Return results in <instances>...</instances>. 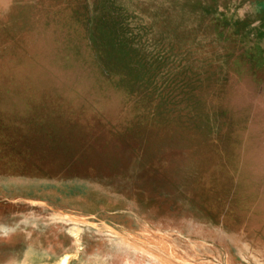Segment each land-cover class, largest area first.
Wrapping results in <instances>:
<instances>
[{
	"label": "rangeland",
	"instance_id": "rangeland-1",
	"mask_svg": "<svg viewBox=\"0 0 264 264\" xmlns=\"http://www.w3.org/2000/svg\"><path fill=\"white\" fill-rule=\"evenodd\" d=\"M262 2L0 0V264H264Z\"/></svg>",
	"mask_w": 264,
	"mask_h": 264
},
{
	"label": "trees",
	"instance_id": "trees-1",
	"mask_svg": "<svg viewBox=\"0 0 264 264\" xmlns=\"http://www.w3.org/2000/svg\"><path fill=\"white\" fill-rule=\"evenodd\" d=\"M263 7H264V0L262 2ZM264 11V8H263ZM90 16H92V14L90 13ZM262 22H261V30H260V36L264 38V13L262 14ZM91 20V19H90ZM110 19H105L104 17H100V18H96L95 21H88L91 24H87V29H84V40L88 38L89 40V44L91 46V48L93 49V51L91 52V55H94L93 58H95V62H96V66L98 68V71L102 73L103 76H105L106 79H108L109 81H111L113 83V79L110 77L113 76V74L115 72L119 73L120 72V68L119 65L117 64V61L115 60L120 54L117 53L119 52V50L122 51V58L127 57L130 60V53L126 51L125 49L123 50L121 48V44L115 42L117 41L116 38L113 37L114 31H111V27L109 25H111L109 22ZM107 23V24H106ZM237 24V23H236ZM239 26V25H238ZM92 28V29H91ZM241 31V30H240ZM229 32H233L235 34H239V31L236 30V27H230ZM242 34V33H241ZM239 34L240 38V42L246 46H248V53H249V58L250 55L252 56V58L254 57L258 63L260 65H258V67H261L264 62V49L261 46V44L259 42H256L255 44H253V40H251L247 34H243L241 35ZM258 39H261L259 36H257ZM115 40V41H114ZM119 42V40H118ZM252 43V44H251ZM249 44H251V47L249 49ZM110 51V52H109ZM121 53V52H120ZM124 67H126V70L128 72L132 71V64H124ZM130 65V66H129ZM259 69V68H258ZM253 70V68H252ZM260 71V69H259ZM253 75L254 74V70L251 71ZM126 73V72H125ZM256 73V72H255ZM264 73V70H263Z\"/></svg>",
	"mask_w": 264,
	"mask_h": 264
},
{
	"label": "bare ground",
	"instance_id": "bare-ground-1",
	"mask_svg": "<svg viewBox=\"0 0 264 264\" xmlns=\"http://www.w3.org/2000/svg\"><path fill=\"white\" fill-rule=\"evenodd\" d=\"M75 221V220H74ZM68 224V223H67ZM73 226V225H72ZM75 227V226H74ZM68 230V229H67ZM71 231V230H70ZM78 231V230H77ZM77 235V234H76ZM75 239V238H74ZM78 239V238H77ZM58 253V252H57ZM59 253H60V251H59ZM68 253H71V252H68ZM73 253V252H72ZM55 254V253H54ZM29 255V254H28ZM25 257H26V255H24ZM68 256V255H67ZM67 256L66 257H63L60 261H59V263H57V264H67ZM25 257H23L22 258V260L25 258ZM69 257V256H68ZM75 257V256H74ZM72 258V257H71ZM51 259V258H50ZM53 259V258H52ZM55 259V258H54ZM47 261V260H46ZM53 261V260H52ZM52 261H51V263H52ZM23 262V261H22ZM71 262V261H70ZM69 262V263H70ZM25 263V262H24ZM43 263V262H42ZM22 264V263H21ZM53 264V263H52ZM54 264H56V263H54Z\"/></svg>",
	"mask_w": 264,
	"mask_h": 264
},
{
	"label": "crops",
	"instance_id": "crops-1",
	"mask_svg": "<svg viewBox=\"0 0 264 264\" xmlns=\"http://www.w3.org/2000/svg\"><path fill=\"white\" fill-rule=\"evenodd\" d=\"M261 46H262V45H261ZM263 49H264V48H263ZM258 105H259L258 103L255 105L257 109L259 108ZM255 111H256V109H255Z\"/></svg>",
	"mask_w": 264,
	"mask_h": 264
},
{
	"label": "flooded vegetation",
	"instance_id": "flooded-vegetation-1",
	"mask_svg": "<svg viewBox=\"0 0 264 264\" xmlns=\"http://www.w3.org/2000/svg\"><path fill=\"white\" fill-rule=\"evenodd\" d=\"M262 18H263V17H262V15H261V18H260L261 22H262ZM261 22H260V24H261Z\"/></svg>",
	"mask_w": 264,
	"mask_h": 264
}]
</instances>
